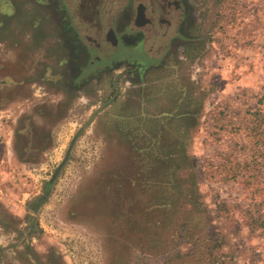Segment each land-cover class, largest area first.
I'll return each instance as SVG.
<instances>
[{
  "label": "rangeland",
  "instance_id": "374dc122",
  "mask_svg": "<svg viewBox=\"0 0 264 264\" xmlns=\"http://www.w3.org/2000/svg\"><path fill=\"white\" fill-rule=\"evenodd\" d=\"M182 2L143 84L93 32L116 56L70 79L56 31L20 43L52 5L0 0V264H264V0Z\"/></svg>",
  "mask_w": 264,
  "mask_h": 264
},
{
  "label": "flooded vegetation",
  "instance_id": "af4514ba",
  "mask_svg": "<svg viewBox=\"0 0 264 264\" xmlns=\"http://www.w3.org/2000/svg\"><path fill=\"white\" fill-rule=\"evenodd\" d=\"M37 3L43 8L51 4L55 16L60 19L56 32L62 38L57 40L74 64L70 79L81 78L79 67L82 62L108 63L116 56L111 54L109 59L96 60L98 46L90 43L87 32L96 33V40L103 44L109 41L111 46L120 47L117 50L128 58L140 59L143 66L137 81L143 84L155 71L156 62L166 58L165 54L178 51L175 45L185 10L182 0H37ZM69 4L74 7L72 19ZM67 15L70 21H65ZM150 52H154V56ZM86 76L95 77L91 67Z\"/></svg>",
  "mask_w": 264,
  "mask_h": 264
},
{
  "label": "crops",
  "instance_id": "0c3cea01",
  "mask_svg": "<svg viewBox=\"0 0 264 264\" xmlns=\"http://www.w3.org/2000/svg\"><path fill=\"white\" fill-rule=\"evenodd\" d=\"M22 0H9V5L7 6V11H5V13H9L10 15H15L17 14V10L19 9L20 11H23V13H29V14H33L34 13V9H33V6H35V8L39 9L40 10V13H42L44 10L45 14L47 13V8H43V5L41 4H38L37 3V0H35V3H32L34 2V0H30L29 1V4H27V0H24V4L23 5H19L18 6V2ZM41 1V0H39ZM35 4V5H34ZM32 30L29 31V33H26L25 34V37L24 39L21 40V44L24 45V46H28L29 43H33V39L38 36V34L42 33L44 31L45 32H48V31H56L58 26L53 24V25H49V24H38V25H34V24H31L30 25ZM37 33V34H36ZM37 40V39H35ZM40 42V45H39V49H41L43 51L42 48H44V46H48L47 44V41L48 39L46 38H41L40 40H38ZM45 41V42H44ZM40 51V52H42Z\"/></svg>",
  "mask_w": 264,
  "mask_h": 264
},
{
  "label": "trees",
  "instance_id": "16d2710c",
  "mask_svg": "<svg viewBox=\"0 0 264 264\" xmlns=\"http://www.w3.org/2000/svg\"><path fill=\"white\" fill-rule=\"evenodd\" d=\"M256 121L257 124L255 131L259 137L258 141H261L262 138L261 144L264 146V117L262 115L256 114ZM252 223L256 225V227H258L259 229L264 230V214L258 216L257 218L252 219Z\"/></svg>",
  "mask_w": 264,
  "mask_h": 264
},
{
  "label": "water",
  "instance_id": "95a60500",
  "mask_svg": "<svg viewBox=\"0 0 264 264\" xmlns=\"http://www.w3.org/2000/svg\"><path fill=\"white\" fill-rule=\"evenodd\" d=\"M65 161V160H64ZM64 164V162L60 165V167Z\"/></svg>",
  "mask_w": 264,
  "mask_h": 264
}]
</instances>
